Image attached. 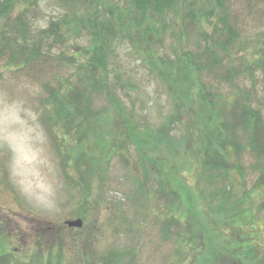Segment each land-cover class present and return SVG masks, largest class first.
<instances>
[{
	"label": "rangeland",
	"instance_id": "374dc122",
	"mask_svg": "<svg viewBox=\"0 0 264 264\" xmlns=\"http://www.w3.org/2000/svg\"><path fill=\"white\" fill-rule=\"evenodd\" d=\"M64 2L13 0V10L0 13V264H188L180 245L188 226L198 250L240 262L249 241L258 243L253 264H264V2L227 0L230 63L214 46L220 65L210 66L206 55L199 72L187 64L212 47L217 21L207 2L196 21L183 11L145 23L138 13L126 16L128 31L109 49L110 89L84 67L88 31ZM23 44L40 54L27 56L32 49L21 52ZM186 73L205 97L189 88ZM208 102L230 125L244 107L259 124L252 133L242 118L234 123L237 144L247 146L232 155L239 168H228L227 219L226 207L209 196L230 183L201 164L211 125L200 113ZM76 218L81 228L67 227ZM197 222L209 228L213 246Z\"/></svg>",
	"mask_w": 264,
	"mask_h": 264
},
{
	"label": "trees",
	"instance_id": "16d2710c",
	"mask_svg": "<svg viewBox=\"0 0 264 264\" xmlns=\"http://www.w3.org/2000/svg\"><path fill=\"white\" fill-rule=\"evenodd\" d=\"M67 3L66 5L69 10L73 9L74 16L79 18V22L81 25L88 31V42L89 45L88 50V60L86 61L84 67H86L89 70V73H92L94 75V79H96L101 85L105 86L106 88H109V80H108V65H109V49L113 44V41L117 39V42H120L123 39V36L128 31V28L126 27V23H124L123 18L130 17L132 13H138L139 18L144 21L147 20L149 15L159 17H166L170 14H177L181 11H183L186 14V17L191 21H196L198 18V14H200L201 6L207 2V4L210 6L209 13L216 14V21L214 31L211 34V37L208 38L211 41L212 47H207L204 52L202 51L198 58L194 61L192 60L193 57H191V63L187 64V67L192 68V72L194 69H196V72H199L200 70L198 68L207 67L203 63L204 57L207 55L208 60L211 63L210 66H217L220 65L222 59H219L215 56L214 49L215 47L220 48L223 52L225 59L227 63L229 62L230 55L229 50L230 46L234 42V38L230 37V39L223 34V31H225L229 36H232L233 28L229 23L228 17H229V11L227 10L226 5H228L227 0H128V5L126 7L122 6H109V8H105L104 10H101L98 6H93L96 0H65ZM264 2V0H261ZM13 3V0H5L1 6H0V13L5 15L8 12L13 10V6L11 5ZM93 6V8H92ZM105 6V5H104ZM233 15V20H236V13H230ZM52 23H50L51 25ZM50 30H55V26L52 25V27L49 28ZM58 35V33L55 34V36ZM217 37L222 38L223 41H219V45L217 44ZM206 39V41H208ZM205 41V42H206ZM3 47H6L4 44H2ZM31 47L32 51L27 54V56H35L40 52V48H38L35 45L31 44H23L20 51L23 50L26 51L27 48ZM215 46V47H214ZM10 49V48H8ZM40 54V53H39ZM229 55V56H228ZM188 57V56H187ZM37 59V58H36ZM202 59V62H201ZM22 62L23 59L21 58ZM26 60V59H25ZM225 62V63H226ZM195 67H193V66ZM229 66V65H228ZM233 69V68H232ZM191 72V74H192ZM173 76V75H172ZM190 81L192 82V87H189L193 90V93H196L199 97L204 96L205 93L203 90L202 83L199 81H195L192 79L191 75L186 73V76ZM191 77V78H190ZM186 83L188 80H184ZM183 85L180 89L185 88V94H188V90ZM111 99L113 102V105L116 103L119 105V112L123 113L124 115L127 114L126 111L121 107V104L117 101V98L114 94H110ZM201 101V99H199ZM61 101V100H58ZM57 101V102H58ZM88 106H90L89 101L87 102ZM209 103V102H208ZM205 106V111H202L200 114H205L208 117L209 124L211 125L209 130H206L205 135H208L205 140H202V145L204 146V152L202 155L201 164L206 167H210L211 169H218L222 172L221 177L228 180L230 183V188H226L224 186L220 190H215L211 192L212 197H218V205L222 208L223 206L226 207L225 211H222V214L225 216V218H228L227 213L230 211L227 210L229 206V202H227L228 199H230V192H231V184L233 185L234 181L233 178L230 175L229 167H232L235 163L231 162L232 155L235 152V155L237 154L236 151L243 149L247 145L243 144V146H239L236 142V138L234 137L233 127L235 126V122H239L238 120L242 118L241 123H243V127L249 128V130L254 133L258 127V121L256 120V113L252 112L248 108H243V114L242 117L240 116H232L233 120H230V124H228L225 119H228L227 117H223V115H228L225 113L220 112H212L214 110L211 108L212 104H208ZM225 104V103H224ZM58 109L60 110L63 108V106L59 103ZM199 107L202 106L201 103L198 105ZM226 106V105H225ZM229 107H231V111H235L234 106L228 104ZM87 109V106L85 107ZM84 109V112H85ZM69 114H72V116H78L80 114V110L77 109H66ZM201 110V109H200ZM87 113V112H86ZM60 115H64L65 112L60 110ZM84 114V113H83ZM91 114V112H89ZM234 114V113H233ZM128 115V114H127ZM225 118V119H224ZM73 121V120H72ZM75 121V120H74ZM207 122V121H205ZM213 126V127H212ZM236 128V126H235ZM210 134V135H209ZM254 136H250V144L252 146L255 145L256 141L253 140ZM238 161V158H237ZM233 167H237L236 164ZM239 168V167H237ZM231 169V168H230ZM264 173V171H263ZM227 205V206H226ZM227 210V211H226ZM231 222H228V229H232L235 233L234 226L230 225ZM197 225L199 228H201L200 232L202 235H205L207 241H211V246H213V238L211 236L212 233H210L209 228L203 227L200 225V222H197ZM255 225V223L253 224ZM199 234V235H201ZM190 235H192V239L190 238ZM181 240L180 245L184 247V259L183 261L189 262L188 264H253V262H256L257 259L255 254H253L254 249H256V245L258 243L252 244L251 242L247 241V245L250 247H247V252L245 255L246 260L240 262L238 259L234 258L233 256H229V259H225V255H222L220 251L212 250L211 248L204 249V251L198 250L197 247L192 245L195 243L196 238L198 237L197 233H194L191 229V227H187L185 231L180 234ZM195 237V238H194ZM179 245V243H178ZM180 250L178 246V251ZM8 254L10 252L2 253L3 256L5 254ZM8 256H10L8 254ZM7 256V257H8ZM173 259V258H172ZM171 259V260H172ZM189 259V261H188ZM191 261V262H190ZM11 262V260L8 258V263Z\"/></svg>",
	"mask_w": 264,
	"mask_h": 264
},
{
	"label": "water",
	"instance_id": "95a60500",
	"mask_svg": "<svg viewBox=\"0 0 264 264\" xmlns=\"http://www.w3.org/2000/svg\"><path fill=\"white\" fill-rule=\"evenodd\" d=\"M65 224L69 227H77L80 228L82 226V220L80 218L67 220Z\"/></svg>",
	"mask_w": 264,
	"mask_h": 264
},
{
	"label": "flooded vegetation",
	"instance_id": "af4514ba",
	"mask_svg": "<svg viewBox=\"0 0 264 264\" xmlns=\"http://www.w3.org/2000/svg\"><path fill=\"white\" fill-rule=\"evenodd\" d=\"M49 229L51 230L50 235H52V226ZM51 241H52V236H51ZM51 249H52V247H51Z\"/></svg>",
	"mask_w": 264,
	"mask_h": 264
}]
</instances>
